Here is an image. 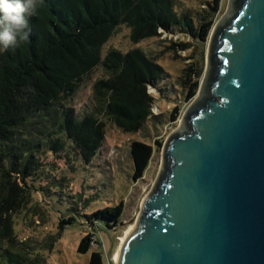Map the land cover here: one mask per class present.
Returning <instances> with one entry per match:
<instances>
[{"label":"trees","instance_id":"obj_1","mask_svg":"<svg viewBox=\"0 0 264 264\" xmlns=\"http://www.w3.org/2000/svg\"><path fill=\"white\" fill-rule=\"evenodd\" d=\"M204 3L206 8L194 9L180 0H38L35 10L26 14L27 38L7 48L0 44V264L14 258L25 264L34 249L32 239H21L15 228L16 217L31 210L34 194L68 190L64 173L41 185L51 167L58 175L57 162L70 169L76 163L92 165L110 124L135 134L159 119L153 115L157 99L150 89L165 98L162 86L169 73L154 50L110 49L103 55L104 45L122 25L129 28L134 45L177 32L206 43L221 0ZM177 46L188 50L192 44ZM202 74L196 63L183 68L173 80L178 89L173 100L192 102ZM87 85L91 90L81 108L76 101ZM180 114L177 105L170 121L176 122ZM155 145L163 147L162 141ZM155 150L132 143L134 179L144 176ZM123 214L119 202L86 215L87 234L78 253L87 254L94 244L103 247L102 226L116 231ZM75 220L61 219L59 228ZM88 264H105L103 252L92 251Z\"/></svg>","mask_w":264,"mask_h":264},{"label":"water","instance_id":"obj_2","mask_svg":"<svg viewBox=\"0 0 264 264\" xmlns=\"http://www.w3.org/2000/svg\"><path fill=\"white\" fill-rule=\"evenodd\" d=\"M117 264H264V0H231Z\"/></svg>","mask_w":264,"mask_h":264},{"label":"rangeland","instance_id":"obj_3","mask_svg":"<svg viewBox=\"0 0 264 264\" xmlns=\"http://www.w3.org/2000/svg\"><path fill=\"white\" fill-rule=\"evenodd\" d=\"M180 1L186 8L207 7L204 3L207 0ZM230 1L221 0L216 23L228 13ZM208 42L209 39L206 43H202L177 32L157 39H147L134 45L130 40L129 28L122 25L117 30V34L104 45L103 55H106L110 49L124 53L132 48H139L146 53L154 50L153 55L159 57V63L169 73L167 81H164L162 86L167 98H161L157 89H150V94L157 99L152 109L153 115L159 119L150 122L141 132L126 134L110 124L104 146L92 165L76 163L74 168L70 169L63 163L57 162L55 165L59 167L58 175L52 167L48 170L41 185L46 186L53 177L59 178V173H64L68 180L64 181L63 185L68 190L65 192L57 188L56 194L50 196L37 192L34 194L30 208L32 211H23L16 217L15 228L20 238H31L34 243V249L31 250L25 264H88L94 250L103 252L105 264H113L114 256L122 245V238L132 226H135L142 204L161 171L162 147L158 149L155 145L156 141H162L164 145L169 135L180 129L183 115L191 103L185 104L183 100H173L177 98L173 93H178L173 80L180 75L183 68L196 63V67L203 70L201 83L206 68ZM182 43H191L192 47L181 50L177 45ZM173 45H175L174 50L170 49ZM84 88L76 101L81 108L87 101L91 85ZM178 99H181V96ZM177 105L181 108V114L178 120L172 123L170 117ZM135 141L156 148L146 173L140 179H134L130 153L131 145ZM51 162L55 163V161ZM119 202H123L124 214L116 231L107 230L103 225L101 230L103 247L94 244V250L91 249L87 254L78 253L79 243L87 234L86 215L99 208L115 206ZM68 217H75L76 220L61 230L60 220ZM7 261L6 264H22L15 258Z\"/></svg>","mask_w":264,"mask_h":264},{"label":"clouds","instance_id":"obj_4","mask_svg":"<svg viewBox=\"0 0 264 264\" xmlns=\"http://www.w3.org/2000/svg\"><path fill=\"white\" fill-rule=\"evenodd\" d=\"M38 0H0V44L5 48L26 39V14L37 7Z\"/></svg>","mask_w":264,"mask_h":264},{"label":"bare ground","instance_id":"obj_5","mask_svg":"<svg viewBox=\"0 0 264 264\" xmlns=\"http://www.w3.org/2000/svg\"><path fill=\"white\" fill-rule=\"evenodd\" d=\"M135 229V226H132L125 234V236L122 238V245L124 243V241L126 240V238L128 237V235ZM121 245V246H122ZM121 246H120V249H121ZM120 249L117 251V253L115 254L114 256V259H113V264H117V259H118V255H119V252H120Z\"/></svg>","mask_w":264,"mask_h":264},{"label":"built area","instance_id":"obj_6","mask_svg":"<svg viewBox=\"0 0 264 264\" xmlns=\"http://www.w3.org/2000/svg\"><path fill=\"white\" fill-rule=\"evenodd\" d=\"M162 32V31H161ZM166 34H173V33H162V36L161 37H163L164 35H166Z\"/></svg>","mask_w":264,"mask_h":264}]
</instances>
